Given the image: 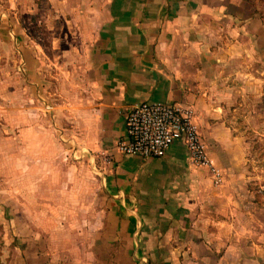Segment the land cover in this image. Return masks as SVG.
<instances>
[{"label":"crops","instance_id":"crops-1","mask_svg":"<svg viewBox=\"0 0 264 264\" xmlns=\"http://www.w3.org/2000/svg\"><path fill=\"white\" fill-rule=\"evenodd\" d=\"M76 3L84 8L90 0ZM92 5L99 6L95 14L76 15L81 27L75 34L64 31V37L79 35L81 41L76 50L64 44L66 58L49 66L52 83H47L51 118L62 138L98 166L110 198L86 246L112 247L111 264L121 255L127 264L139 259L148 264H263V256L248 254L242 238L240 243L232 238L245 227L229 188L232 172L243 165L238 140L222 121L219 105L202 90L204 74L194 73L191 81L179 76L170 54H192L196 68H228L240 58L248 70L262 69L264 0H94ZM38 64L34 78L42 86L47 76L43 63ZM248 70V80H258ZM217 79L210 76L208 82ZM142 102L194 108L209 156L223 172L222 186L214 184L208 170L191 165L182 141L163 158L116 150L126 136L129 111ZM231 213L238 215L232 221ZM84 264L103 261L96 257Z\"/></svg>","mask_w":264,"mask_h":264},{"label":"rangeland","instance_id":"rangeland-1","mask_svg":"<svg viewBox=\"0 0 264 264\" xmlns=\"http://www.w3.org/2000/svg\"><path fill=\"white\" fill-rule=\"evenodd\" d=\"M93 1L83 8L77 0H0V264H84L96 257L111 264L114 257L103 243L86 246L110 198L98 166L62 138L47 86L49 66L81 41L64 31L75 34L81 27L76 15L97 12ZM170 55L179 76L191 81L194 73L204 74L202 90L238 140L243 165L232 172L229 188L245 227L232 238H242L248 254L263 256L264 264V67L248 70L238 58L228 68L209 70L196 68L192 54ZM39 62L47 76L42 86L34 78ZM247 70L258 80H248ZM237 216L231 213V221ZM121 258L112 264L128 263Z\"/></svg>","mask_w":264,"mask_h":264},{"label":"built area","instance_id":"built-area-1","mask_svg":"<svg viewBox=\"0 0 264 264\" xmlns=\"http://www.w3.org/2000/svg\"><path fill=\"white\" fill-rule=\"evenodd\" d=\"M126 126L125 138L115 147L122 155L163 158L174 143L182 141L189 151L191 165L208 170L214 184L222 186L223 172L209 156L194 108L175 103L142 102L129 111ZM260 193L264 196V187Z\"/></svg>","mask_w":264,"mask_h":264}]
</instances>
